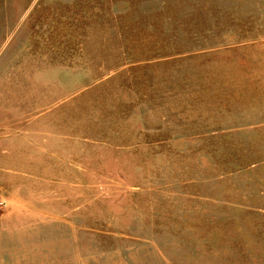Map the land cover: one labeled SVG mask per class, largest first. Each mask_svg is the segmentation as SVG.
<instances>
[{
	"label": "rangeland",
	"instance_id": "1",
	"mask_svg": "<svg viewBox=\"0 0 264 264\" xmlns=\"http://www.w3.org/2000/svg\"><path fill=\"white\" fill-rule=\"evenodd\" d=\"M0 264H264V0H0Z\"/></svg>",
	"mask_w": 264,
	"mask_h": 264
}]
</instances>
